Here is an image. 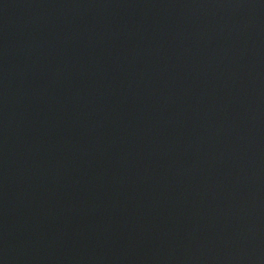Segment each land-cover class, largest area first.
I'll return each instance as SVG.
<instances>
[{"label": "water", "instance_id": "water-1", "mask_svg": "<svg viewBox=\"0 0 264 264\" xmlns=\"http://www.w3.org/2000/svg\"><path fill=\"white\" fill-rule=\"evenodd\" d=\"M0 264H264V0H0Z\"/></svg>", "mask_w": 264, "mask_h": 264}]
</instances>
